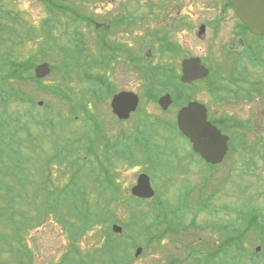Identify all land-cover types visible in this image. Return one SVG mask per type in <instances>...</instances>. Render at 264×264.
<instances>
[{"label":"flooded vegetation","instance_id":"1","mask_svg":"<svg viewBox=\"0 0 264 264\" xmlns=\"http://www.w3.org/2000/svg\"><path fill=\"white\" fill-rule=\"evenodd\" d=\"M68 1L60 2L61 6L55 8L54 0H40L46 14L37 23L31 17L24 20L17 13H7L0 0V61L4 60L6 48L19 40L35 43L38 38L42 39V46L45 44L47 52L50 51L53 12L71 13L73 20L65 21L63 29V38L67 39L63 47L68 55L75 54L71 46H77L78 76L81 80L92 79L94 95L111 98L114 119L111 124H116L117 133L108 140L112 148L111 162L138 161L149 166L156 162V167L150 166L149 170L170 175V181H164L163 191L166 193L167 186L174 185L175 193L181 194V198L184 192L188 197L197 193V185L189 183L188 188V182L179 179L192 170L191 164L209 178L232 154L233 161L241 165L264 158V151L258 150L264 143L261 139L264 134V33H256L247 25L233 0H95V11L89 6L90 0H78L77 4ZM60 22L64 21L59 19ZM69 23L81 29L71 31ZM84 25L94 32V52L88 47ZM197 41H202L205 48L199 51ZM15 60H8L11 62L8 66L19 67L24 63L19 80L23 78L25 84L36 82L37 58L30 55L26 61ZM33 63H36L34 67ZM199 65L208 74L196 78ZM93 67L94 72H90ZM95 68L103 71L97 72ZM129 79L130 86L117 85L118 81L126 83ZM133 79L141 81L142 91L131 85ZM203 82L205 87L200 85ZM199 90L207 93L208 100L197 97ZM121 92L138 96L136 109L126 117L119 116L112 107L114 95ZM165 96H169V101L162 104ZM191 102L205 105L207 119L227 136V150L219 163L208 161L196 151L194 143L179 127L178 115ZM3 124L0 110V126ZM98 129V139L102 140L95 146L101 148L97 152L101 156L107 153L106 140L101 141L106 138L105 130L109 127L107 123H98ZM248 142L252 151L246 152ZM143 170L138 176L147 173ZM240 173L243 175L244 170ZM147 174L156 191L153 174ZM134 184L126 187L127 193H131ZM178 205L192 209V203Z\"/></svg>","mask_w":264,"mask_h":264},{"label":"rangeland","instance_id":"2","mask_svg":"<svg viewBox=\"0 0 264 264\" xmlns=\"http://www.w3.org/2000/svg\"><path fill=\"white\" fill-rule=\"evenodd\" d=\"M1 1V5L5 7L4 10L7 13H17L20 19L27 20L31 17L32 20L38 23L46 14L40 0ZM68 2L77 4L78 0ZM96 2L95 0L89 1V6L92 7L93 11H95ZM59 19L64 22L59 23ZM69 20H73L71 13L67 12L64 15L60 11L53 12V28L50 29V33L54 36V39L50 35L52 48L48 52L42 46V39L39 38L35 42L36 44L32 40H26L24 43L19 40L12 47L6 48L3 52L4 57L2 59L4 60L0 61V76L3 77L10 73H6V66L11 65L8 60L26 61L30 55L37 58L39 54H42V58L52 66L61 67L64 60H67L73 66L72 59L65 58L61 50H57L59 47L67 45L65 43L67 41L66 37L63 38L65 35L63 29L66 25L65 21ZM56 22L58 23L56 24ZM68 26L71 31L81 29V27L74 26L73 23H69ZM83 28L86 39L89 41L88 47L94 52V32L92 29L91 31L89 28H85V25ZM37 29L39 30L38 27ZM196 46L199 51L205 48L202 41H197ZM71 47L76 54L77 46ZM89 59H92V55ZM89 71L94 72V67L90 68ZM95 71L102 72L103 70L95 68ZM78 73H80V70ZM78 75L76 71H70L69 69L61 74L60 70L56 69L53 73L41 78L40 83L32 81L31 84L24 86L20 83L18 87L26 91L23 92L26 93L24 96L20 95L25 98L24 102L19 101L15 95H10L11 87L0 81V110L1 116L6 120L0 126V139L2 143L5 140H10L15 147V149H12L7 143L4 151H0V209L14 208L15 216L19 218L17 220L18 237L17 233L9 228L7 222L3 221L0 224V264H84L89 258L87 251L95 252L101 243L103 246L104 237L109 228L113 232L112 225L114 221L103 222L94 228L88 229L83 237L75 242L76 246L72 248L74 241L67 226L70 228L69 223L73 224L72 222L75 219L69 214V211L67 213V207L64 209L61 207L62 203L67 204L65 200L72 197L68 196L67 192L65 194L60 193V188L66 186V183L70 181L72 170L69 172L67 170L69 168L68 157L64 162L51 160V157L59 146L82 139L86 132V125L92 126L90 124L92 118L86 121V114L78 109L74 111L70 108L69 101L65 102L64 99L55 96L53 93L40 90L39 84L59 86L64 92L92 93L93 85L88 84L89 81L87 80H81ZM130 81L131 79L126 83L118 81L117 85L122 87L124 84H128L130 86ZM131 85L137 91L143 90L140 80L133 79ZM200 85L205 87L204 82ZM72 96L77 98L76 95ZM6 97L8 105L4 102ZM197 97L202 101H206L209 96L204 90H199ZM87 100L89 104L94 102L90 95H87ZM39 101H43V104L39 105ZM110 101L111 98L103 99V101L97 103L96 109H93V114H97L94 120H97L98 123H107L109 127V130H105L106 138L103 141L107 139L110 141L113 135L114 137L117 136L115 132L116 124L114 125L115 128L111 124L114 119L111 117ZM44 108L49 111L48 116H43ZM176 110L177 108L174 111ZM262 110L264 112V103L262 104ZM52 117H54V120L51 119ZM37 118H42L48 125L47 131H43L37 125L39 122L36 124ZM52 130H55L56 133L54 135L52 133L51 136ZM98 133L91 134L93 135L92 138L99 142L101 139H98ZM20 139L21 146L18 144ZM261 139L264 141V134ZM87 142L88 138L84 137L80 142L81 149L79 148L78 153H76L77 150L71 151L68 156L73 159L78 155V158L80 157L82 160L86 155ZM99 146L101 147L102 144L99 143ZM33 147H35L34 150H32ZM73 147L78 149L79 142L77 141V145H73ZM100 150L101 148H96V152L100 153ZM258 150L264 151L263 142L262 145L258 146ZM249 151H252V148L248 142L246 152ZM233 160L234 156L232 154L224 163L214 169L209 178L200 174L199 168L195 169L191 164L190 170L191 167L192 170L188 174L181 175L179 179L184 180V183L188 182V188L189 183L197 185V189H195L197 193H192L188 197L184 192L181 198V194L175 193L174 185L167 186L166 193L163 191L165 189L163 188L164 181H170V175L168 176L166 173L157 170L153 173L149 170L150 166L156 167L154 166L156 162L150 163V166L149 163H138V161L117 163L116 171L120 176L119 180L122 181V190L136 182L138 173L145 169L144 167L146 169L143 171L147 170V173L151 172L153 174L152 183L157 189L156 199L158 202H162L159 204L158 209L165 212L171 220L178 222L175 227H180L177 231H174L172 229L174 222L169 219L170 225L161 222L160 227L154 229L153 226L157 224V217L155 218L152 210L155 207L150 205L143 210L148 212L144 217L145 225L151 226V235L147 238L146 235H142L144 233L143 226L133 222L136 220V213L130 211L127 206L121 207L119 210L120 220L128 225L123 234L126 235L127 239L130 235L134 236L137 233L141 235L137 238L139 244L136 246L131 244L130 246L129 250L133 257L131 264H246L244 256L236 255L231 258L230 255L236 249L230 251V255L225 250L216 251L221 246L224 238V231L219 226L235 223L239 215H243L245 211L252 207L264 216V158L258 157L256 159L258 162L243 165ZM10 169H12L10 172H6ZM75 169H73V173ZM242 169L244 170L243 175L240 173ZM67 172L68 174L62 176ZM7 173L11 174L15 180L11 179ZM52 181L54 184H52ZM174 181L175 176L172 182L174 183ZM225 181H227V184ZM6 184L12 188L8 189ZM50 191L51 193H49ZM13 192L15 194H12ZM107 194L109 195L108 192ZM11 197L17 199L18 202L14 206H7L8 199ZM103 198L99 195L100 201ZM148 202H151V200ZM186 202L192 203V209H186L178 205V203L184 205ZM115 208L116 204L112 203L109 205L108 211ZM77 225L80 226L79 223ZM147 240L151 242H147ZM242 245L244 252L247 250L258 253L255 254L257 256L255 264H264V241L254 236L252 239L244 240ZM140 246L143 247V251L135 256L136 249ZM75 247L83 252L79 254V251H77V254H73L76 253L73 252ZM257 247L261 248L257 251ZM67 254L69 257L65 260ZM247 260L251 262L250 259ZM96 261L97 259H93V263H96Z\"/></svg>","mask_w":264,"mask_h":264},{"label":"trees","instance_id":"3","mask_svg":"<svg viewBox=\"0 0 264 264\" xmlns=\"http://www.w3.org/2000/svg\"><path fill=\"white\" fill-rule=\"evenodd\" d=\"M55 8L58 6L57 4H54ZM63 52V55L66 58H71L73 61L77 59V54L69 53L67 55V52L65 49H61ZM69 56V57H67ZM42 58V54H39L38 60ZM19 65V64H18ZM57 68L60 70L61 73H63L66 70H72L74 67L64 60L63 65L55 66L54 69ZM20 70V73L17 71ZM24 70V63H21L19 67L16 66H7L6 67V73L10 72L6 76L3 77V80L8 83V85L11 83L10 78H14L19 80V78L22 75V72ZM16 80V81H17ZM20 80H23L20 79ZM91 84L93 85L92 79H89ZM37 82L40 83L41 79H37ZM4 82V81H3ZM24 83V81L22 82ZM18 86V85H17ZM17 86H11V93H14L17 97V99L22 100L18 95L21 93L20 87ZM39 87L41 90L49 91L53 94H55L57 97L64 99L65 102L69 101L70 108H72L74 111L78 109L80 112H83L86 114V121L90 120L92 118V121L90 124L86 125V136L85 133L82 136V139L75 140L73 143H66L62 146H59L58 150L55 151L53 155L52 160H59V161H66L68 157L69 162V168L67 169L68 172L72 170L71 173V179L66 183V186L60 188V193L65 194L67 192L68 196H72L70 199L65 200L67 202L66 205L64 203L61 204V207L63 209L67 207V213L69 211V214L75 219L69 226V232L71 235L72 240L74 243L72 244V248L76 246L75 242L81 239L83 237V234L88 231L90 228H94L95 226H98V224H101L103 222H122L120 220V213L119 210L121 207L130 208V211L133 213H136V220L133 222H136L143 226V236L149 237L151 232V226L145 225L146 221H144L145 215L148 213L146 211H143L144 208L147 206L149 207H155L153 210L154 216L156 219V223L153 228L157 229L160 227L161 222H165L169 224V217L165 212H162L158 209L159 204L162 202H158L156 198L152 199L151 202H148L149 200L144 198H139L131 193L126 192V188L122 190V181L119 180L120 176L118 175V172L116 171V168L118 166L117 162L113 163L112 160V148L109 146L108 139L106 140L107 147L106 151L107 153H102L101 156L96 152V139L92 138V134L94 132H99L98 129V122L95 119V114H93V109H96L97 103L100 102L102 99L108 97V95H94L92 93L85 92L84 94H81L78 91H73L74 94H76V97H73L72 95H69V92H64L60 89L59 86H50L49 84H39ZM92 90H94V85L92 86ZM87 95H90L92 100L94 102H90L89 104L87 101ZM34 103V101H32ZM71 109V110H72ZM72 112V111H71ZM45 115L49 114V111L47 109L44 112ZM54 120V117L51 118ZM6 121V120H5ZM4 121V123H5ZM39 122V124H37ZM36 124L39 126H42L43 131H47L48 125L42 121L41 119H37ZM91 130V131H89ZM89 131V132H88ZM56 133L55 130H52L50 133L52 136ZM84 137L88 138V142L86 145V155H84L83 159L78 158V155H76L73 159L68 156L71 151H78L80 148V142L84 139ZM102 140V139H101ZM10 141V140H9ZM77 141L79 142L78 149L74 148L73 145H77ZM105 142V141H101ZM18 144L21 146L22 142L21 139L18 141ZM10 148L15 149V147L9 143L7 144ZM35 147H33L34 150ZM80 148V149H79ZM92 156V157H89ZM81 160V161H80ZM113 161V160H112ZM76 168V169H75ZM50 169V168H49ZM73 169L74 173H73ZM12 169L6 172H10ZM65 170V171H67ZM50 171V170H49ZM64 172V171H63ZM67 173H64L65 176ZM7 175L15 180L14 177H12L11 174L7 173ZM51 177V176H50ZM119 177V178H118ZM52 184L53 181H52ZM7 188L10 189L11 186L7 185ZM69 186V187H68ZM12 188V187H11ZM109 193V195L107 194ZM51 193V191L49 192ZM12 194H15L14 192ZM99 195L103 196L104 198L100 201ZM116 199V201H115ZM154 200V201H153ZM18 202L17 199L14 197H11L8 199V205L7 206H14ZM112 203L116 204V208L109 210V205ZM64 205V206H63ZM14 208H8L6 210L0 209V224L4 221L7 222L9 228L17 233V237L19 235V232L17 230L19 229L16 214L14 213ZM24 217V216H23ZM171 220V219H170ZM25 221V220H24ZM172 229L174 231H177L180 227H175L176 224H178L177 221H173ZM77 223L80 224V226L77 225ZM124 222L121 224L124 226V228L128 227ZM65 225V224H64ZM126 225V226H125ZM170 225V224H169ZM224 231V238L222 240L221 246L216 250H225L229 255L230 251H233L230 255L231 258L236 255H240V257L244 256L246 258V264H255L256 257L255 254L245 250L243 251V241L252 239L254 236H257L260 238L261 241H264V216L260 215L257 212V209L252 207L251 209L245 211L243 215H239L237 217V220L235 223L231 224H221L219 226ZM110 231V228L107 231L106 236L104 237L103 246L101 245L93 251H87L88 253V260L84 264H131V261L133 257L130 253V246L133 244V246H136L139 244L137 242V238L141 235L138 233L134 236L130 235L128 236V239L125 234H117ZM5 236V235H3ZM160 237V236H159ZM147 242H151L150 240H147ZM147 246V245H146ZM77 251H79V254H81L83 251L80 249H77L75 247L73 249V254H77ZM243 252V254H242ZM68 254L65 256L68 258ZM93 259H97L96 263H93ZM247 259H250L251 262ZM178 260V259H174ZM91 262V263H90ZM79 263V262H78ZM30 264V263H29Z\"/></svg>","mask_w":264,"mask_h":264},{"label":"water","instance_id":"4","mask_svg":"<svg viewBox=\"0 0 264 264\" xmlns=\"http://www.w3.org/2000/svg\"><path fill=\"white\" fill-rule=\"evenodd\" d=\"M236 10L242 16L247 25L256 33H264V0H233ZM49 63L40 64L37 67V76L42 77L50 73ZM208 70L199 65L196 78L204 77ZM169 101V96L161 99V103ZM42 104V101L40 102ZM138 104V96L132 92H121L114 95L112 107L121 117H126L135 110ZM167 105H164L166 107ZM178 123L182 132L194 143L196 151L200 152L204 158L213 163H219L223 160L227 150L226 139L221 131L207 120L205 106L198 102H191L188 106L182 108L178 115ZM133 195L140 198H151L155 195L146 173H140L136 185L132 188ZM115 233H121L123 227L117 223L112 225ZM261 247H257V251ZM143 248L138 247L135 256L142 252Z\"/></svg>","mask_w":264,"mask_h":264}]
</instances>
